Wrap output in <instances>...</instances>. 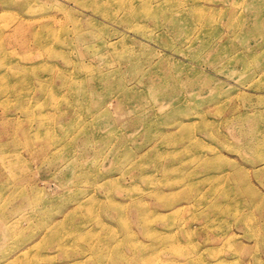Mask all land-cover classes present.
<instances>
[{"label": "rangeland", "instance_id": "1", "mask_svg": "<svg viewBox=\"0 0 264 264\" xmlns=\"http://www.w3.org/2000/svg\"><path fill=\"white\" fill-rule=\"evenodd\" d=\"M106 2L0 0V264H264V0Z\"/></svg>", "mask_w": 264, "mask_h": 264}, {"label": "bare ground", "instance_id": "2", "mask_svg": "<svg viewBox=\"0 0 264 264\" xmlns=\"http://www.w3.org/2000/svg\"><path fill=\"white\" fill-rule=\"evenodd\" d=\"M80 4H82V5H84V6H89V5H91V2H93V10L96 12V13H102V14H105L107 17H109V18H113V16L115 15V11H116V9H117V7H118V5H116V4H114L113 2V5L112 4H109L108 5V2H106V0H77ZM149 1H154V0H149ZM137 7V6H136ZM138 9H139V11H140V15H142L144 18H154L153 16L155 15V14H157V13H159L160 11H163L164 10V8H159L158 7V5H153V3H145L144 5H142V6H140V8L139 7H137ZM138 14V15H139ZM152 14V15H151ZM139 15V16H140ZM145 16H147V17H145ZM168 17H170V15H169V11H167L166 12V14H165V19L164 20H161V19H159V18H157L156 19V21L155 22H153L152 24H154V26H153V28L152 29H156V30H162V29H164L165 27H166V25H167V23H168V20H169V18ZM155 19V18H154ZM172 20H174V19H172ZM171 20V21H172ZM171 21L169 22V24L168 25H170L171 24ZM177 21V20H176ZM175 22V21H174ZM104 43H106V42H104ZM114 42H112V41H110V42H108V44L109 45H114L113 44ZM103 44V43H102ZM107 44V43H106ZM59 50V53L58 54H60L61 53V51H60V49H58ZM181 51H183V48L182 49H180ZM62 54V53H61ZM62 55H64V54H62ZM64 57V56H63ZM121 58H123V56L121 57ZM38 64V63H37ZM5 76V75H4ZM4 76H1V77H4ZM0 77V78H1ZM22 79V78H21ZM31 79V77H29L28 75H26V77H24L22 80H30ZM8 83L9 82H7V80L6 79H4V80H1V82H0V85H1V88H0V100H2L3 99V97L5 98V93H8V92H11V89L10 88H8ZM189 85V90L188 91H186V93H183L182 95H184V96H186V97H189V98H191V96L193 97V98H196L197 96H198V94L202 91V89L201 88H203V87H198V86H195V85H192V84H188ZM190 85H192V86H190ZM11 87V86H10ZM155 89V91H158L157 92V94H159L160 96H162L163 95V93H165V94H167L163 89L161 90V89H159V88H157V87H155L154 88ZM13 91V90H12ZM126 92H128V93H130L129 91H126ZM6 99V98H5ZM4 99V101H6ZM7 100H8V98H7ZM7 102V101H6ZM6 102H3V100L2 101H0V104L3 106V105H5V103ZM198 118L199 117H195L194 119H196V120H198ZM193 119V117H186V118H182L181 120H179L178 122H176V124H175V126L177 127V129L179 128L180 130H178L177 131V134H179L180 132H181V134H179V137L180 138H187V140L188 141H190V142H195V141H197V139L199 140V136L197 135V134H195V129H193V126H190V124H188L187 122V120H192ZM203 121V120H202ZM7 122V121H6ZM207 122L208 121H205V122H203V123H205V125L207 126ZM72 135V134H71ZM65 141L64 140H62V142H59L58 144H60V143H64ZM57 144V145H58ZM69 145V144H68ZM64 146H67V143L65 144H63L62 146H59L60 148H63ZM151 147H148L147 149L149 150ZM59 149V148H58ZM129 159H130V161H132L133 160V155H131V156H129L128 157ZM210 160L211 159H209L208 160V163L210 162ZM129 161V162H130ZM207 163V164H208ZM138 166H141V164H139ZM130 172H131V170H130ZM132 173V172H131ZM192 173V172H191ZM140 175H142L140 172H138V176H140ZM189 175V174H188ZM186 177H188L187 179H189V180H192V179H194V176H193V174H191V175H189V176H186ZM242 181H243V183L245 184V181L242 179ZM194 190L192 191V192H196L195 190H196V188H193ZM190 193V192H189ZM159 194V191H157V195ZM186 194H188V193H186ZM160 195V194H159ZM132 196V195H131ZM137 200V199H136ZM86 202V201H85ZM82 203V205H84V202H81ZM136 203V202H135ZM110 205L112 204L113 206H121V205H118L117 203H115V201H113V200H111L110 201V203H109ZM176 206H178V205H176V204H174L173 205V207H176ZM238 205H236V206H234V208H236V209H238ZM124 206H121L120 208H119V210L117 211L118 213H120L119 215L120 216H125V214H127L126 213V211H124ZM228 212H230V209L228 210ZM237 212V211H236ZM239 221H242V223H244L245 225L247 224L248 225V227H254L255 226V224H256V222H255V220H253V218L252 217H249V216H247V219H245L244 218V214L242 213L241 215H240V217H239V219H238ZM147 221V224L144 226V224H145V222ZM153 223V217H147V216H143V217H140V225L143 227V229H144V232L145 233H147L148 235H152V236H157V234H156V231H155V227H154V225L152 224ZM57 232V230H53V227H51V228H48L47 230H46V232L43 234V241L42 242H45V244H52L53 246H61L62 244L61 243H58L57 241L55 242V233ZM118 233V232H117ZM117 233H116V230L115 229H113V230H110L109 232H107V234H106V236L107 237H110V238H112V237H114V238H117ZM77 234H78V232H77ZM78 237H79V235H78ZM41 243V242H40ZM263 244H264V242H263ZM37 245V244H36ZM36 245H33L31 248H33L34 246H36ZM107 246L108 245H106L105 246V248H102V247H96V248H98L99 250L100 249H104V250H102L101 251V253H103V257H106V256H108V252H107V250L106 249H108L107 248ZM31 248H29L30 250L28 251V250H25L24 252H22L21 253V255L22 256H24V257H27V256H29V253H30V251H31ZM173 248L176 250L177 248L175 247V243H174V245H173ZM63 252H68L69 251V249L68 248H64V246H63V248H60ZM201 254H204V253H201ZM201 254L200 255H197V257H201ZM20 256V255H19ZM18 257V256H17ZM16 257V258H17ZM15 258V259H16ZM14 259V260H15ZM199 261H195V264H197Z\"/></svg>", "mask_w": 264, "mask_h": 264}]
</instances>
